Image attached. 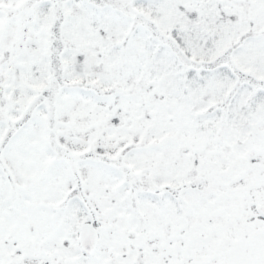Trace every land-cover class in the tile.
<instances>
[{"label":"snow or ice","instance_id":"snow-or-ice-1","mask_svg":"<svg viewBox=\"0 0 264 264\" xmlns=\"http://www.w3.org/2000/svg\"><path fill=\"white\" fill-rule=\"evenodd\" d=\"M0 264H264V0H0Z\"/></svg>","mask_w":264,"mask_h":264}]
</instances>
